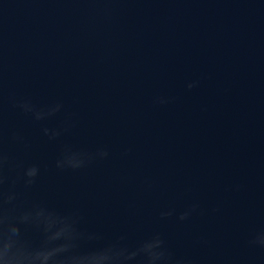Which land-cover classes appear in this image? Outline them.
<instances>
[{"label":"water","instance_id":"water-1","mask_svg":"<svg viewBox=\"0 0 264 264\" xmlns=\"http://www.w3.org/2000/svg\"><path fill=\"white\" fill-rule=\"evenodd\" d=\"M0 155V264H33L43 209L51 251L58 215L81 251L264 264V0H0Z\"/></svg>","mask_w":264,"mask_h":264},{"label":"clouds","instance_id":"clouds-1","mask_svg":"<svg viewBox=\"0 0 264 264\" xmlns=\"http://www.w3.org/2000/svg\"><path fill=\"white\" fill-rule=\"evenodd\" d=\"M194 83H189L187 87L191 89ZM163 103V100L159 101ZM36 119H41V114H35ZM47 135V129L44 130ZM107 152H101L100 156L104 157ZM69 157H65L64 161H57V167L62 168L65 164L72 168L81 167L83 160H76L75 163L68 164ZM5 157L0 155V168L3 167ZM38 174V169L35 166L29 167L24 171L25 184L30 186L34 182V178ZM4 182L3 176H0V184ZM14 196L9 194L5 203L11 202ZM198 211L197 205H192L187 211L182 212L178 219L181 221L187 220L193 213ZM7 209H3L2 214L7 219ZM54 215L46 212L44 209L41 212H25L20 216L22 223H27L31 227H37L43 233V239L39 246L32 249L34 254L33 264H187L186 261L177 259L165 247V242L159 234H154L148 239H145L129 251L126 247L121 246L119 242H111L104 247L94 250H80L81 241L98 239L92 234H86L77 228V221L71 216H57L64 225L63 232L59 238V250L51 251L50 244L47 238V230L45 225V216ZM169 212H162L161 216L166 217ZM18 234V229L12 230ZM252 244H259L264 247V235H259L252 241Z\"/></svg>","mask_w":264,"mask_h":264}]
</instances>
